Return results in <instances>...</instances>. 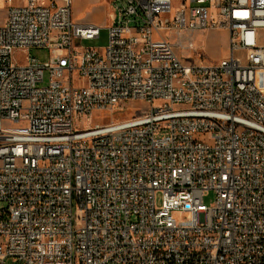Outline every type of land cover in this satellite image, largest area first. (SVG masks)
<instances>
[{
    "label": "built area",
    "instance_id": "1",
    "mask_svg": "<svg viewBox=\"0 0 264 264\" xmlns=\"http://www.w3.org/2000/svg\"><path fill=\"white\" fill-rule=\"evenodd\" d=\"M110 1L0 0V264H264V0Z\"/></svg>",
    "mask_w": 264,
    "mask_h": 264
},
{
    "label": "rangeland",
    "instance_id": "2",
    "mask_svg": "<svg viewBox=\"0 0 264 264\" xmlns=\"http://www.w3.org/2000/svg\"><path fill=\"white\" fill-rule=\"evenodd\" d=\"M179 0H174V3L177 4ZM3 6L0 5V8ZM3 12H0L2 15ZM73 15L74 18L81 22H94L101 26V34L95 39H87L82 42L84 47H95L100 50L104 49L109 42V29L108 26L113 17V5L110 0H73ZM222 29H207L205 31H198L194 33V42L197 47L200 48L201 52L204 54L202 57H198L197 54L192 55V63L205 61L218 62L222 58L227 57L230 54V35L227 30ZM190 34H185L184 39L188 40ZM36 57L39 61L44 62L49 59L50 52L48 48H39L31 47L26 50L25 55L21 58V61L27 62L29 57ZM14 60H18V56H13ZM46 82L49 79V73L46 71ZM259 78L261 84L264 88V71L259 73ZM45 82V83H46ZM132 105H135L133 103ZM138 105L145 107L147 104L143 101L138 102ZM134 107H126L124 111L117 110L111 111L107 110L104 112L96 111L94 114L87 120V123H84L85 126H89L91 121L95 122H107L115 118H126L134 114ZM166 131H158L157 137L165 134ZM161 196L158 195V200ZM215 194L214 191H211L205 197V203L211 205L214 202ZM178 219L186 218L180 212L176 214Z\"/></svg>",
    "mask_w": 264,
    "mask_h": 264
},
{
    "label": "crops",
    "instance_id": "3",
    "mask_svg": "<svg viewBox=\"0 0 264 264\" xmlns=\"http://www.w3.org/2000/svg\"><path fill=\"white\" fill-rule=\"evenodd\" d=\"M223 30L225 31L226 29H222V32H223ZM222 32H221V33H222Z\"/></svg>",
    "mask_w": 264,
    "mask_h": 264
}]
</instances>
